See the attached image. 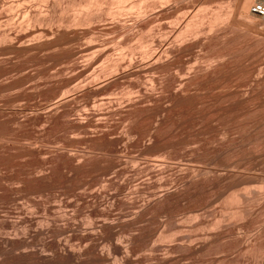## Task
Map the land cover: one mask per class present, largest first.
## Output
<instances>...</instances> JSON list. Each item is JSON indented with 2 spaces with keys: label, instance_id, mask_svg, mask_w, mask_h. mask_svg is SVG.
I'll list each match as a JSON object with an SVG mask.
<instances>
[{
  "label": "bare ground",
  "instance_id": "1",
  "mask_svg": "<svg viewBox=\"0 0 264 264\" xmlns=\"http://www.w3.org/2000/svg\"><path fill=\"white\" fill-rule=\"evenodd\" d=\"M261 9L264 0H0V264H185L213 250L210 264H264V175L238 168H264ZM227 111L250 115L245 130L217 126ZM58 130L100 154L22 143ZM3 137L21 139L15 159L36 164L7 173ZM9 181L97 187L35 202L39 213L18 205ZM217 200L222 211L207 208Z\"/></svg>",
  "mask_w": 264,
  "mask_h": 264
},
{
  "label": "rangeland",
  "instance_id": "2",
  "mask_svg": "<svg viewBox=\"0 0 264 264\" xmlns=\"http://www.w3.org/2000/svg\"><path fill=\"white\" fill-rule=\"evenodd\" d=\"M258 8H259V5L257 6ZM264 64H262V66H263ZM121 85V84H120ZM125 85V84H124ZM117 87H119V88H116V91H119L118 89H120L121 91H122V89L123 90H125L124 88H126V86L124 87L123 86V84L121 85V86H117ZM124 87V88H123ZM92 100V99H91ZM252 103H254V102H252ZM256 103V102H255ZM254 103V104H255ZM254 104H251V106L252 105H254ZM250 106V105H249ZM252 108H255V105H254V107H252ZM260 109V108H259ZM227 112H229V114H227ZM227 112H223V114L225 113L226 114V116H225V114L224 115H222V113L220 114V115H217L218 116V118L215 120L216 121V123H217V126L218 127H220V128H222L221 130H223V131H225L226 129V131H229V129L230 128H232V129H230L231 130V132L233 131H235V132H237V129L239 130V131H241V130H245L244 128L246 127V125H244V122L245 121H247V120H245L246 118L248 119V117L250 116V115H245L243 112V115H245V116H243L242 117V115H240V114H242V113H238L237 115H236V113L234 114L236 117H233L234 115L232 114V111L230 112V111H227ZM248 113V112H247ZM250 114V113H249ZM233 115V116H232ZM238 115H240L239 117H237ZM217 116H215V117H217ZM221 116V117H220ZM222 116H223V120L221 119L222 118ZM215 117H214V119H215ZM241 117H242V119H241ZM118 118V117H117ZM220 118V119H219ZM232 118V119H231ZM234 118V119H233ZM236 118V119H235ZM245 118V119H244ZM228 121H227V120ZM231 119V120H230ZM239 119V120H238ZM234 120V121H233ZM236 120V121H235ZM125 121V120H124ZM215 121L213 122V124H216L215 123ZM231 121V122H230ZM242 121H243V123H242ZM122 122V121H121ZM219 122H221V124L219 123ZM225 122H226V124H225ZM228 122H229V124H228ZM236 122H237V124L238 125H236ZM241 122V123H240ZM125 123V122H124ZM223 123V124H222ZM235 123V124H234ZM246 123V122H245ZM227 124H228V126H227ZM240 124V125H239ZM221 125H222V127H221ZM223 125H224V127H223ZM237 127H236V126ZM242 125V126H241ZM228 128H227V127ZM232 126V127H231ZM198 127V126H197ZM233 127H235V128H233ZM240 128V129H239ZM243 128V129H242ZM59 132L57 133V131L56 132H48V134H46L47 132H45V133H41V136L38 134V136H36L35 134L33 135V133L31 134V133H27L26 135H24V137L23 138H21L22 139V143H26L27 144V146H29V147H31L35 142L37 143H35V145H33L34 147H36V145H37V147L39 146V147H42L43 149H42V151L43 152H45L44 153V155L46 154V152H50V153H52V151H54V150H56V147H58V148H61L62 147V145H64L63 147H68L67 149H69L70 147L72 148V150L71 151H74V150H76V149H78L79 150V153L81 154V153H83V152H85V154H89V153H91V154H89L90 156H96V155H98V154H100V152H98L100 149L99 148H97L96 146V144H95V142L92 140V141H89V139L87 140V139H85L84 138V135H81V134H79V139H81V140H79V143H77V144H72V143H66V142H68V140L67 139H71L72 138V134L70 135V133L69 134H66L65 132L63 133V131H62V133H61V130H58ZM225 131V132H226ZM50 133V134H49ZM53 133V134H52ZM55 133V134H54ZM43 134V135H42ZM59 134V135H58ZM54 135V136H53ZM65 135V136H64ZM69 137H68V136ZM26 136V137H25ZM47 136V137H46ZM58 136V137H57ZM28 137V138H27ZM33 137V138H32ZM44 139H42V138ZM49 137V138H48ZM56 137V138H55ZM64 137L66 138L65 140H64ZM82 137L85 139H82ZM8 138H10V137H3V139H2V141H1V143L2 144H5L7 141V145H10L11 146V142L13 143L14 141H16V143H13V144H18L17 142H19V144L21 143V139H12V141H11V139H8ZM31 138V139H30ZM37 138V139H36ZM42 140H41V139ZM52 138H54V139H52ZM63 140V141H60L61 139ZM73 138H74V136H73ZM27 139V140H26ZM29 139V140H28ZM34 139V140H33ZM10 140V141H9ZM25 140V141H24ZM37 140V141H36ZM50 140V141H49ZM83 140V141H82ZM29 142V144L27 143V142ZM39 141V142H38ZM49 141V142H48ZM64 141H65V143H64ZM5 142V143H4ZM31 142H32V144H31ZM55 142V143H54ZM58 142V143H57ZM60 142V143H59ZM86 142V144H84ZM88 142H90V143H88ZM94 142V143H93ZM9 143V144H8ZM22 143L19 145H15V147H14V145H12L11 147L10 146H6V148H5V151H6V153H10L11 154V156H10V154H9V156H7L8 158H11V159H8V161H7V163L8 162H10V163H8V165H10L9 167H7L8 165H7V163H6V160H7V157H6V153H5V151H3V160H2V162L4 161V163H2V164H4V170L5 169H7V173H9L10 171V174L12 173V171L13 170H11V169H9V168H12V169H15V166L17 167V165L16 164H36V162L35 161H38V157H35V156H33V155H30V157H29V155H23V156H21L20 155V157L18 156L17 157V159H15V157L18 155L17 153L19 152V151H21V149L20 148H18V147H22ZM50 143V145H48ZM64 143V144H63ZM39 144V145H38ZM25 144H23V146H24ZM47 145H48V147H47ZM87 145V146H86ZM32 146V147H33ZM44 146V147H43ZM50 146V147H49ZM52 146V147H51ZM56 146V147H55ZM75 146V147H74ZM93 148H92V147ZM8 147V148H7ZM25 147H26V145H25ZM38 147V148H39ZM91 147V148H90ZM48 148V149H47ZM52 148V149H51ZM14 149H16V151L14 150ZM41 149V148H40ZM94 149H95V151H94ZM99 149V150H98ZM135 149V148H134ZM8 150V151H7ZM11 150H14V153H13V151L12 152H10ZM46 150V151H45ZM85 150V151H84ZM18 151V152H17ZM82 151V152H81ZM91 151H93V152H91ZM134 151V150H133ZM133 151H131V153L133 152ZM15 152H16V154H15ZM135 152V154H136V152H137V150H135L134 151ZM50 153H47V155L48 154H50ZM130 153V154H131ZM4 154H5V157H4ZM16 155V156H14V155ZM120 154V157L122 158V157H124V158H126V155H127V153L125 152V153H119ZM124 154H126V155H124ZM134 154V153H133ZM138 155L139 154H141V151L139 152L138 151V153H137ZM136 154V155H137ZM135 155V156H136ZM13 156H14V158H13ZM33 156V157H32ZM142 156H145V155H143L142 154ZM142 156L141 155H139V156H137L139 159H141L142 158ZM27 157V158H26ZM32 157V158H31ZM146 157V156H145ZM5 158V159H4ZM27 160H26V159ZM29 158V159H28ZM136 159L135 158V161L136 162H138V163H140L141 162V160H139V159ZM12 159H15V160H17V161H15L14 160V162L12 163ZM144 159V158H143ZM21 162H20V161ZM30 160H31V162H30ZM33 161V162H32ZM176 161V160H175ZM16 162H18V163H16ZM25 162V163H24ZM135 162V163H136ZM181 162V161H180ZM183 163V162H182ZM15 164V165H14ZM12 165H13V167H12ZM261 165V164H260ZM263 165V164H262ZM6 166V167H5ZM245 166V167H244ZM252 168H251V167ZM254 165H249L248 164V167L246 166V164H243L242 166H241V164H240V167H239V165H238V168L240 169V171H242V172H246V174H250L251 172L250 171H252L253 169L256 171V172H254V171H252L253 173H258L259 172V174H263L264 175V168H260V166L258 167V166H254ZM246 167H247V169H246ZM262 167H264V165L262 166ZM245 168V169H244ZM260 168L261 169V171H262V173H261V171H258V169ZM238 169V170H239ZM244 169V170H243ZM246 170V171H245ZM4 171V172H5ZM15 171H16V169H15ZM249 171V172H248ZM15 173V172H14ZM253 173H251V174H253ZM9 183H11L10 185L11 186H13V187H15V185L21 190V192L18 190V193H17V198L19 199H17V202H18V205L20 204V206L21 207H23L24 209L26 208H29V209H33V210H36L38 207V205L36 206V208H34L33 206H31V205H33V204H35L36 205V203L35 202H37V204H38V202H44V200H52V199H54V200H56L57 202L59 201V200H61L62 198L63 199H67V201H74L76 198H74L75 196H74V194L78 191V192H80V193H86V191L87 190H91L92 188H95V187H97V186H95V185H97V184H94L93 183V181L91 182V184L89 183L88 185L90 186H88V185H86L87 184V182L85 183V184H83L82 185V187L80 186V188L78 189V188H76V190H75V188H74V191L72 190V189H70V191H69V189H67V191L65 190V188L62 186H58V189H57V187L54 189L53 188V190L51 189V190H44V192H42L43 190H41V191H39V189L37 190V189H31L30 188V190H29V187H28V190H27V187H26V185H24V186H22L21 184H23V183H19V182H15V181H9L8 182V184ZM13 183H15V184H13ZM20 184V185H19ZM92 184H94V185H92ZM87 186V187H86ZM24 187H26V188H24ZM64 188V189H63ZM89 188V189H88ZM84 189H85V192H84ZM59 190V191H58ZM32 191V192H31ZM51 191V192H50ZM54 191V192H53ZM58 192V193H57ZM77 192V193H78ZM88 192V191H87ZM24 193V194H23ZM50 193V194H49ZM55 193V194H54ZM60 193V194H59ZM74 193V194H73ZM40 194H42L41 196H40ZM69 194H70V196H69ZM46 195V196H45ZM63 195V196H62ZM76 195V194H75ZM22 196V197H21ZM48 196V197H47ZM55 196V197H54ZM40 197V198H39ZM50 197H52V199H50ZM58 197V198H57ZM44 198V199H43ZM33 199V200H32ZM58 199V200H57ZM35 200V201H34ZM39 200V201H38ZM41 200V201H40ZM31 203H30V202ZM216 203L218 204V205H216ZM22 204V205H21ZM25 204V205H24ZM213 204V205H212ZM212 204H210L209 205V207L207 206V208L208 209H213L214 208V206H215V208H214V210H216L217 212L219 211V209H220V204H221V200H217L216 202H214V203H212ZM211 205H212V207H211ZM31 206V207H30ZM219 206V207H218ZM217 207V208H216ZM218 209V210H217ZM228 211H229V209H227ZM36 211H38L39 213H40V210H39V208L36 210ZM85 211H86V209H85ZM82 212L81 213V215L79 216L80 218H79V220H81L82 222L84 221L85 222V220L87 219V212ZM220 211H222L221 209H220ZM199 213H201V212H203V209L202 210H200V211H198ZM224 212V211H223ZM227 212V211H226ZM208 217V216H207ZM211 217H212V215L210 216V219H211ZM160 219H163V216H160ZM83 222V223H84ZM140 248V247H139ZM141 248H143V247H141ZM140 248V249H141ZM138 249L139 251H137L138 252V255H144V254H146L147 252H145L147 249H145L144 248V250L143 249ZM137 252H136V255H137ZM144 252V254H142ZM212 252H215V253H212ZM217 253V254H216ZM204 254H206V255H204ZM203 255H201L200 257H198V258H196V257H192V258H189L188 257V259L186 258H184L183 259V262L185 261V264H204V263H206V264H210V262L213 260V259H217V258H219L221 255H220V253H218V252H216V250L214 251H211V253L210 252H206V253H204ZM219 254V255H218ZM236 254H234V256H235ZM211 257V258H210ZM196 258V259H195ZM206 258V259H205ZM194 259L196 260V261H194ZM208 259V260H207ZM200 260V261H199ZM210 260V261H209ZM188 261V262H187ZM207 261V262H206ZM208 261H209V263H208ZM187 262V263H186ZM196 262V263H195ZM198 262H200V263H198ZM245 263H247V261H245ZM243 264H244V262H243Z\"/></svg>",
  "mask_w": 264,
  "mask_h": 264
},
{
  "label": "built area",
  "instance_id": "3",
  "mask_svg": "<svg viewBox=\"0 0 264 264\" xmlns=\"http://www.w3.org/2000/svg\"><path fill=\"white\" fill-rule=\"evenodd\" d=\"M261 11H264V9H261Z\"/></svg>",
  "mask_w": 264,
  "mask_h": 264
}]
</instances>
